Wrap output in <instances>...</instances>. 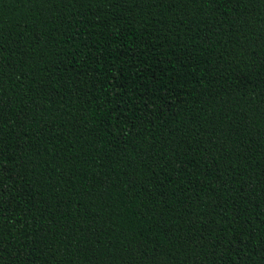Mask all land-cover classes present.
Masks as SVG:
<instances>
[{
	"label": "trees",
	"instance_id": "obj_1",
	"mask_svg": "<svg viewBox=\"0 0 264 264\" xmlns=\"http://www.w3.org/2000/svg\"><path fill=\"white\" fill-rule=\"evenodd\" d=\"M0 264H264V0H0Z\"/></svg>",
	"mask_w": 264,
	"mask_h": 264
}]
</instances>
